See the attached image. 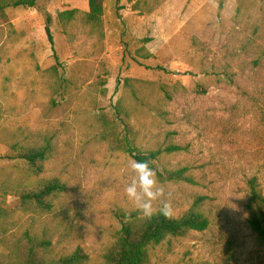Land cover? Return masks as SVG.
<instances>
[{"label": "rangeland", "instance_id": "374dc122", "mask_svg": "<svg viewBox=\"0 0 264 264\" xmlns=\"http://www.w3.org/2000/svg\"><path fill=\"white\" fill-rule=\"evenodd\" d=\"M103 6L101 36L57 20L63 11L87 12V0L0 13V264H14L25 231L51 243L50 259L80 248L88 264H102L123 217L143 214L125 191L132 158L108 143L114 122L123 134L119 101L139 152H158L151 163L162 195L153 212L166 203L179 217L202 198L209 218L207 230L151 248L149 264H264L245 209L250 178L264 193V0ZM142 47L148 59L136 57ZM45 140L53 151L38 176L2 159L15 145ZM175 171L190 183L167 180ZM51 179L65 190L50 210H24V187Z\"/></svg>", "mask_w": 264, "mask_h": 264}, {"label": "trees", "instance_id": "16d2710c", "mask_svg": "<svg viewBox=\"0 0 264 264\" xmlns=\"http://www.w3.org/2000/svg\"><path fill=\"white\" fill-rule=\"evenodd\" d=\"M40 0H0V13L10 8H35ZM87 12L78 10H67L58 13L57 20L66 30L72 23L77 22L81 28L87 29L89 35H102V23L104 14V0H87ZM52 18L45 15V34L51 50L54 52V42L51 33ZM145 43V41H144ZM137 58L148 59L150 55L144 47L140 48ZM55 60L57 61L56 57ZM164 71L161 67L155 68ZM116 116H118L119 135L116 131L115 122L108 143L111 147L124 152L132 159L147 162L152 168L151 161L158 156L157 153H148L147 156L141 154L133 144L131 128L128 123L129 109L117 102L115 106ZM123 116V118H122ZM177 147H167V152L178 151ZM53 147L48 140L43 145H15L4 160L17 161L23 164L31 175L38 176L42 172L43 164L52 156ZM153 169V168H152ZM184 171L167 173L169 181H186ZM161 178L162 176L159 175ZM65 185L57 179L46 180L28 188L24 187L18 196L21 207L33 213L49 211L51 200L63 193ZM246 204L248 213L247 224L250 230L257 236L258 241L264 245V193L258 180L253 177L246 183ZM203 199L197 198L190 208L179 217L163 215L161 209L153 212L147 217L139 212H133L128 217H123L121 227L114 235L113 244L107 249L103 256L102 264H149L151 248L162 244L167 238L185 237L190 232H203L209 227V218L204 212ZM51 243L36 235L25 231L18 240L14 253V264H88L87 256L80 248L72 253L56 259L49 258Z\"/></svg>", "mask_w": 264, "mask_h": 264}, {"label": "clouds", "instance_id": "9594fccd", "mask_svg": "<svg viewBox=\"0 0 264 264\" xmlns=\"http://www.w3.org/2000/svg\"><path fill=\"white\" fill-rule=\"evenodd\" d=\"M130 167L135 173V178L126 187V194L139 205L143 215L150 217L153 214L152 202L162 195V190L156 188L155 172L147 162L135 159L130 160ZM161 212L165 216L169 215L170 206L165 203Z\"/></svg>", "mask_w": 264, "mask_h": 264}]
</instances>
